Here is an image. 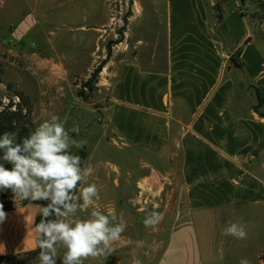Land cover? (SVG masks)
Masks as SVG:
<instances>
[{
    "label": "crops",
    "instance_id": "crops-1",
    "mask_svg": "<svg viewBox=\"0 0 264 264\" xmlns=\"http://www.w3.org/2000/svg\"><path fill=\"white\" fill-rule=\"evenodd\" d=\"M162 1V50L124 65L109 123L122 146L162 172V186L176 187L177 224L168 242L190 235L198 264H239L229 236L217 228L235 219L252 224L257 215L264 234V118L253 110V88H264V40L253 20L264 10L258 5L251 16L250 0ZM155 180L151 174L142 182ZM26 213L10 212V231L23 239L33 223ZM37 236L33 228L25 242L34 246Z\"/></svg>",
    "mask_w": 264,
    "mask_h": 264
},
{
    "label": "rangeland",
    "instance_id": "rangeland-1",
    "mask_svg": "<svg viewBox=\"0 0 264 264\" xmlns=\"http://www.w3.org/2000/svg\"><path fill=\"white\" fill-rule=\"evenodd\" d=\"M261 2L250 0L251 16L254 17L253 10ZM162 3V0H0V101L8 104L13 99L18 103V93H22L29 99L35 125L55 114L66 129L76 128L78 131H70V135L86 143L82 148L73 146L71 152L79 155L81 167L88 169V183L99 189L95 204L77 216L87 218L98 210L115 215L117 223L126 225L112 255L106 259L89 258L84 264H133V255L141 264H198L195 238L189 235L186 240L180 236L178 239L176 235L168 242L167 232L177 224L176 187L167 183L162 186V172L147 167L141 153L122 146L108 119L124 65L136 60L144 63L148 53L162 50L165 12L157 9ZM262 14L253 22L257 26L256 37L264 40ZM100 65L104 67L93 89H85ZM81 151L86 154L84 159ZM151 174L157 185L142 182ZM13 197L11 190L0 191L3 205ZM19 208L33 218L32 225L24 230L27 239L20 237L19 231H10L11 215L6 212L3 223L6 228L0 225V256L37 250L36 244L31 246L26 240L33 237L37 218L33 215L40 206ZM153 209L163 219L155 227H145L143 221ZM255 217L252 224H245L246 239L227 238L238 251V257L247 258L250 264H258L259 253L264 250V234L259 235L262 225L259 216ZM232 222L244 224L241 219ZM218 227L220 230L227 225ZM137 241H143L144 246L137 247ZM63 251L60 250L61 256ZM20 260L39 264L38 255ZM57 264H62L59 257ZM215 264L232 261L221 258Z\"/></svg>",
    "mask_w": 264,
    "mask_h": 264
},
{
    "label": "clouds",
    "instance_id": "clouds-1",
    "mask_svg": "<svg viewBox=\"0 0 264 264\" xmlns=\"http://www.w3.org/2000/svg\"><path fill=\"white\" fill-rule=\"evenodd\" d=\"M70 131L78 130L66 129L60 117L53 114L20 142L16 133L0 135V191L11 190L14 198L21 200L47 202L40 206L39 223L35 225L39 264H57L58 257L62 264L106 259L115 252L114 245L126 229L124 223L116 222L115 215L98 210L87 218L77 216L95 204L99 189L88 183V169L82 168L81 157L71 152L73 146L82 148L86 142L73 139ZM6 219L0 203V225ZM162 219V214L153 209L143 223L145 227H155ZM223 234L240 240L247 238L245 225L238 222H231ZM136 246L143 247L144 242L137 241ZM133 264H141L135 255ZM239 264L250 261L242 258Z\"/></svg>",
    "mask_w": 264,
    "mask_h": 264
},
{
    "label": "trees",
    "instance_id": "trees-1",
    "mask_svg": "<svg viewBox=\"0 0 264 264\" xmlns=\"http://www.w3.org/2000/svg\"><path fill=\"white\" fill-rule=\"evenodd\" d=\"M261 10H264L263 2L260 3ZM261 21H264V16H261ZM231 61L236 65V62L233 58ZM104 66L100 65L91 79L87 81L85 84V89L90 88L93 89L92 86L95 82L96 77L102 71ZM238 67V66H236ZM255 91V95L257 98V104L253 107V110L257 113H260L264 118V88H253ZM19 102L15 103L13 99H10L8 104H5L3 101H0V135L5 132L16 133V140L20 142L24 137H27L36 127L35 123L31 119L30 115V102L29 99L24 96L22 93H18ZM84 94H81V96ZM83 156V159L86 157L84 151L80 152ZM2 154V153H0ZM3 161H0L2 163ZM6 167H10V165H6ZM46 201H31V200H20L18 203H14L13 201H7L4 206L5 212L15 211L19 207H24L30 204L35 205H44ZM40 215L37 216L35 220V225L39 223ZM38 249L30 252H24L16 255H3L0 256V264H25L21 262L22 257L26 256H37ZM261 260L264 264V253L261 255Z\"/></svg>",
    "mask_w": 264,
    "mask_h": 264
}]
</instances>
